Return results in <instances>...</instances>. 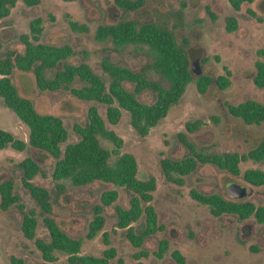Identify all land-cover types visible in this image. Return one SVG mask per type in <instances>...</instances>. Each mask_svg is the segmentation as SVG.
<instances>
[{"label":"rangeland","instance_id":"374dc122","mask_svg":"<svg viewBox=\"0 0 264 264\" xmlns=\"http://www.w3.org/2000/svg\"><path fill=\"white\" fill-rule=\"evenodd\" d=\"M182 1L185 2L184 8ZM205 6L209 7L214 19ZM230 16L235 17L236 28L228 32L225 20ZM38 17L42 19L43 27L40 42L70 46L73 54L66 63H87L106 84L108 78L100 64L103 59L143 72L150 79L160 78L149 68L152 59L146 47L128 45L117 49L110 41L95 39L97 28L125 20L156 24L168 30L186 51L193 81L187 84L181 99L169 109L166 117L141 137L131 126L127 111L120 109L119 121L113 125L107 120L103 105L78 99L69 91H41L31 71L13 68L10 78L18 94L30 100L38 113L54 115L62 120L68 132L66 143L78 140L73 125H83L87 121L88 108H98L106 128L123 142L120 153H129L136 159L137 178L155 179L156 188L150 205L157 214L158 223L164 227L163 231L147 238L140 248L148 256L135 257L138 249L126 239L124 230L116 227L115 207H128L127 190L102 182L76 187L67 180L59 182L63 190H58L51 178L56 161L54 157L28 145L22 152L6 147L0 150V183L11 179L14 193L24 210L35 213L38 220L36 238L47 240L48 233L40 222L39 208L21 183V171L17 164L26 157L32 158L45 173V176L36 175L32 182L49 192L52 217L60 229L72 238L82 239L80 255L98 257L104 250L113 247L116 257L110 264H177L170 256L171 251L177 250L185 258L184 264H264V223H258L254 217L241 221L230 214L213 217L207 206L189 196V191L193 189L234 200L227 194L226 185L235 183L252 188L251 195L236 201L264 206V186L255 187L242 179L246 169L264 171V160L240 162L239 176L210 164H199L190 175L180 177L173 174L174 179L181 178L182 184L166 180L160 163L163 159L176 161L186 156V148L177 137L179 133H183L198 152L207 155L244 154L264 139V122L246 125L227 111V105H236L248 99L264 104V87L258 88L253 82L255 61L264 62V56L258 55V51H264V26L257 20H264V0L244 3L239 11H234L227 0H145L143 6L134 11L117 7L113 0H40L37 6L32 7L16 0L9 15L0 19V57L10 51L23 52L18 37L28 33L30 20ZM69 21L85 25L87 31H73ZM54 71H46V77L51 78ZM202 75L211 79L204 94L198 93L194 83ZM219 77L228 81L227 87L221 88ZM124 87L132 90L129 83H125ZM137 98L143 103L153 101L150 92H143ZM196 121L200 122L198 129L188 132L185 124ZM0 129L19 140L28 141L27 126L3 105L1 98ZM100 143L108 150L114 148L107 140L100 138ZM115 157L112 155V160ZM108 190H116L118 197L110 206L103 208L104 226L93 239L88 240L85 233L92 219V208L100 202L101 194ZM21 221L22 214L15 206L0 212V264H12L11 257L23 260L24 264L42 263L33 240L26 239L21 232ZM132 226L135 231H141L144 217ZM103 233L107 235L108 244L103 240ZM163 238L168 240L169 249L162 259H158L153 252ZM54 255L59 262H66V254L54 251Z\"/></svg>","mask_w":264,"mask_h":264},{"label":"trees","instance_id":"16d2710c","mask_svg":"<svg viewBox=\"0 0 264 264\" xmlns=\"http://www.w3.org/2000/svg\"><path fill=\"white\" fill-rule=\"evenodd\" d=\"M21 1L27 7L37 6L40 3V0ZM113 1L117 7L129 11L141 8L145 2V0ZM227 1L234 11H239L244 3H252L254 0ZM15 2L16 0H0V19L9 15ZM181 6L185 7L184 1L181 2ZM205 8L210 17L214 19L215 16L209 11V7L205 6ZM249 13L255 17L251 11ZM257 20L264 26V20ZM69 26L73 31H87L85 25L74 21H69ZM225 26L228 32L235 30V17L226 18ZM42 30V19L33 18L28 24V33L18 37V41L23 45V52L10 51L0 57V98L3 105L28 128L27 142L0 129V150L10 147L22 152L28 145L50 154L56 160L51 178L56 182L58 190H63V186L59 183L61 180H67L76 187L102 182L127 190L129 193L128 207H115L116 227L124 230L126 239L138 249L135 257H147L148 253L140 249L144 241L164 230L163 225L158 223L153 206L150 205L152 192L156 188L155 179L153 177L146 180L137 178L136 159L129 153H120L119 150L123 143L121 138L106 128L105 121L96 106L88 108L87 121L83 125H73V132L78 135V140L66 143L68 132L62 120L54 115L38 113L30 100L18 94L10 76L13 68L23 72L31 71L36 86L41 91H69L78 99L101 104L105 107L107 120L113 125L119 121L120 109H123L129 113L133 129L139 136L144 137L152 127L166 117L169 109L181 99L187 84L193 81L188 55L176 43L174 36L168 30L153 23L138 24L132 20H125L113 25L99 26L95 32V39L98 41H110L117 49L128 45L146 47L152 59L149 68L160 78V80H153L143 72H137L103 59L100 64L108 78L106 84L87 63L81 62L77 65L66 63V60L73 54L70 46H53L40 42ZM258 55L264 56V51H258ZM254 67L253 82L258 88H263L264 62L257 60ZM49 70H55L51 78L45 75V72ZM218 80L222 81L221 88L228 86L225 78L219 77ZM125 83L132 86L131 91L124 87ZM194 83L198 93L204 94L211 79L202 75L197 77ZM143 92H150L153 95L151 103L138 100L137 96ZM227 111L229 115L240 119L246 125H258L264 122V104L251 99L236 105L229 104ZM199 126V121L185 124L188 132L195 131ZM177 137L186 148V156L176 161L163 159L160 163L166 180L179 184H182L181 178L176 180L173 174L180 177L190 175L199 164H210L233 176H239L238 164L240 162L264 160V139L244 154L207 155L198 152L183 133L177 134ZM100 138L112 143L114 148L108 150L103 147ZM63 144L65 146L62 149ZM112 155L116 156L113 160ZM17 166L21 171L23 188L40 210V222L47 230L48 239L36 238L38 220L32 210H24L19 197L14 193V183L11 179L0 183V212L7 211L11 206L18 208L22 214L21 232L26 239L33 240L36 249L41 254V264H110V261L116 257V250L113 247L104 250L98 257L80 255L82 239L72 238L60 229L52 217L49 192L32 182L38 174L45 176L37 163L32 158L26 157ZM242 179L255 187L264 186V171L246 169L242 173ZM189 196L195 202L207 206L213 217L230 214L237 216L241 221L254 217L258 223H264V206H256L248 201L225 200L219 194H203L193 189L189 191ZM117 197L116 190L104 191L101 194L100 202L92 208V219L85 233L86 239H93L103 228L105 222L103 208L114 203ZM142 216L144 217V228L137 232L132 223L137 222ZM106 236L103 233V240L108 244ZM168 249L169 242L163 238L159 241L158 248L153 255L162 259ZM54 251L66 254V262H59ZM170 256L177 264L185 263V258L177 250L171 251ZM10 261L12 264H24L23 260L12 257Z\"/></svg>","mask_w":264,"mask_h":264},{"label":"water","instance_id":"95a60500","mask_svg":"<svg viewBox=\"0 0 264 264\" xmlns=\"http://www.w3.org/2000/svg\"><path fill=\"white\" fill-rule=\"evenodd\" d=\"M226 192L231 198H233L234 200H238L251 195L252 188H247L246 186L238 185L235 183H228L226 185Z\"/></svg>","mask_w":264,"mask_h":264}]
</instances>
